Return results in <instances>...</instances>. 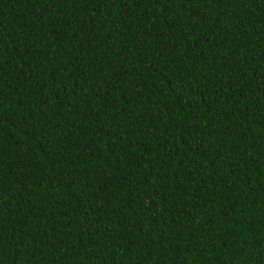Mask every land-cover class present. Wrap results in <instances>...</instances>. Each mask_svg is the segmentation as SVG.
Segmentation results:
<instances>
[{
    "label": "trees",
    "instance_id": "obj_1",
    "mask_svg": "<svg viewBox=\"0 0 264 264\" xmlns=\"http://www.w3.org/2000/svg\"><path fill=\"white\" fill-rule=\"evenodd\" d=\"M177 2L0 0V264H264V0Z\"/></svg>",
    "mask_w": 264,
    "mask_h": 264
},
{
    "label": "snow or ice",
    "instance_id": "obj_2",
    "mask_svg": "<svg viewBox=\"0 0 264 264\" xmlns=\"http://www.w3.org/2000/svg\"><path fill=\"white\" fill-rule=\"evenodd\" d=\"M42 2H45V0H42ZM107 2H108V0H96L98 14L103 15L104 5ZM160 2H161V0H152V3L154 5L157 4V3H160ZM163 2L168 5L170 10L173 7H179V4H178L177 0H163ZM220 26L221 27L223 26L222 22H220ZM177 67H178V65H177ZM178 87H179V85H178ZM261 103H264V100H262ZM52 119H55V116H53Z\"/></svg>",
    "mask_w": 264,
    "mask_h": 264
}]
</instances>
